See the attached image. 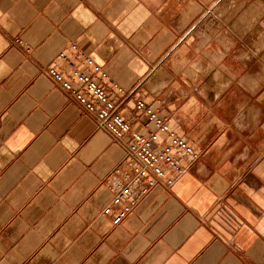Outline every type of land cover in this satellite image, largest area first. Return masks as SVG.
<instances>
[{
  "label": "crops",
  "instance_id": "0c3cea01",
  "mask_svg": "<svg viewBox=\"0 0 264 264\" xmlns=\"http://www.w3.org/2000/svg\"><path fill=\"white\" fill-rule=\"evenodd\" d=\"M72 44L198 151L119 224L127 151L43 71ZM0 264H264V0H0Z\"/></svg>",
  "mask_w": 264,
  "mask_h": 264
},
{
  "label": "built area",
  "instance_id": "2783aa9c",
  "mask_svg": "<svg viewBox=\"0 0 264 264\" xmlns=\"http://www.w3.org/2000/svg\"><path fill=\"white\" fill-rule=\"evenodd\" d=\"M78 50V45L72 44L70 54L66 51L58 53V58L69 66L68 73L57 66H48L43 71L127 151V161L109 176L114 196L102 211L112 215L114 224H119L154 188L170 189L186 171L184 160H195L198 151L172 129L167 118L160 116L142 99L136 101V112L152 123L154 129L148 134L132 131L120 102L96 78H109L108 72L85 53H81L84 67L79 68L75 61ZM128 134L129 138H126Z\"/></svg>",
  "mask_w": 264,
  "mask_h": 264
}]
</instances>
